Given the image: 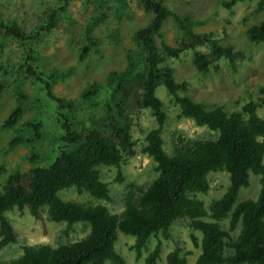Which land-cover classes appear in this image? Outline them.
I'll return each mask as SVG.
<instances>
[{
    "label": "trees",
    "instance_id": "obj_1",
    "mask_svg": "<svg viewBox=\"0 0 264 264\" xmlns=\"http://www.w3.org/2000/svg\"><path fill=\"white\" fill-rule=\"evenodd\" d=\"M71 1L38 0L40 6L34 11L36 21L29 30L22 24L24 18L18 21L14 15L5 19L0 10V51L9 39L18 41L24 48L19 61L7 65L0 62L4 75L0 78V101L12 81L18 87L14 88L12 109L0 121V137L7 130L15 134L5 140L7 147L1 155L32 140L39 142L38 138L43 136L41 131L46 127L43 119L37 122L32 116L23 121L35 101L42 102L63 130L58 136L59 152H51L46 164L37 163L38 154L32 146L29 157L32 166L8 172L1 182L0 249L18 240L7 215L14 208L27 207L36 218L45 209L51 220L65 224V233L78 223L89 230L84 237L59 245H25L21 255L0 264H105L106 261L127 264L116 249L120 234L134 238L130 248L136 259L148 251L141 264H158L163 242L158 239L147 250L150 239L160 234L169 239L172 225L182 218L189 219L188 227L192 231L201 233L200 244L198 237L191 235L201 250L194 264H264V111L259 112L264 109V84L259 88L258 99L246 102L240 111H227L221 105L208 108L188 94H180L187 90V83L177 81L175 68L168 62L192 49L193 64L200 73L208 72L210 67L218 68L223 58L236 70L237 60L243 54L231 44L222 45L212 32H199L197 28L204 21L190 13L176 12L165 0H137V5L151 17L147 24L133 31L134 45L128 49L125 68L111 71L102 81L89 80L78 98L60 96L55 86L73 75L75 67L62 70L55 65L49 67L45 57L37 54L36 45L61 19H70ZM243 1L253 0H223L222 4L232 9ZM86 2L94 4V15L88 19L74 49L79 62L99 51L103 36L93 33L97 26L104 24V33L114 41L120 37L119 26L114 30L107 23L109 15L104 9L111 6L109 0ZM115 3L112 10L120 18L128 0H115ZM263 11L264 0H257L255 12ZM28 13L29 8L24 10L25 15ZM168 19L180 31L174 44L166 41L163 32ZM247 36L254 44L264 42V18L249 25ZM201 45L208 48L199 49ZM13 68L18 73H13ZM13 74L17 77L10 81L8 76ZM28 81L33 94L23 88ZM159 85L174 97L180 107L179 117L191 118L214 136L190 138L174 131L171 135L174 149L169 154L162 137L167 115L162 99L156 95ZM38 92H45V97H39ZM145 108L152 111L156 124L146 131L141 152L155 163L156 176L145 186L127 184L124 210L120 213L110 212L102 203L63 198L59 193L74 187L95 200L112 202L110 186L101 179L100 166L116 167L115 182L125 181L122 164L137 154L132 134L133 113ZM6 169L2 162L0 178ZM216 171L228 172L229 184L219 198L206 206L197 193L209 191L208 175ZM251 174L260 177L256 198L237 201L240 189L250 185ZM227 218L229 226L224 228L221 221ZM238 226L239 231L234 234ZM167 261L186 264L187 259L174 248L168 253Z\"/></svg>",
    "mask_w": 264,
    "mask_h": 264
},
{
    "label": "rangeland",
    "instance_id": "obj_2",
    "mask_svg": "<svg viewBox=\"0 0 264 264\" xmlns=\"http://www.w3.org/2000/svg\"><path fill=\"white\" fill-rule=\"evenodd\" d=\"M223 0H165L166 4L178 13H190L196 19L204 21L197 30L199 32H212L213 37L218 39L222 45L231 44L235 51H240L243 56L237 60L236 70L231 67L229 60L223 58L218 62V68L210 67L206 73L197 71L193 64V51L188 49L181 53L179 58H170L168 62L175 68L174 76L179 82L187 83V90L180 94H188L196 101L203 102L208 108L221 105L227 111H240L242 106L250 101L257 100L260 96L259 88L264 84V42L254 44L247 36V29L252 23L258 22L264 18V11L256 13L257 0L243 1L237 3L232 9H227L222 4ZM110 7H105V12L109 15L107 23L115 30L119 26L120 37L113 40L105 32V25L97 26L94 30L95 35L103 36L97 52L85 61H78V54L75 47L80 41L88 19L94 15V4L87 3L86 0H72L68 7L70 19L63 18L57 26L36 45L37 54L45 57V63L52 67L57 66L60 70L74 66V74L68 76L65 81L59 82L55 86V92L67 98H78V95L85 90L84 86L89 80L105 79L111 71H120L127 64L128 49L133 47L131 35L133 31L147 24L151 14L146 13L137 5V0H128V7L122 11L120 18L114 15L112 5L115 6V0H109ZM40 6L38 0H0V10L2 17L5 19L12 18L16 15L17 20L21 21L27 30H29L36 21L35 13ZM29 8L28 15L24 10ZM120 19V20H118ZM102 32L104 33L102 35ZM165 39L169 44H174L176 38L180 35L176 24L172 19H168L163 27ZM74 38V39H73ZM199 49L205 50L207 45L198 46ZM24 48L18 41L9 39L7 45L0 51V62L7 65L10 61H19ZM13 73H18L13 68ZM3 75V68L0 69V78ZM17 77L13 74L8 79L13 80ZM11 83V82H10ZM31 94L33 89L29 86V81L23 85ZM17 84L12 81L3 98L0 101V121L12 109L15 101L14 94ZM39 97L44 98L45 92H38ZM156 95L163 101V108L167 118L162 131V137L165 142V149L169 154L173 153L172 132L180 131L186 137L201 138L212 137L214 134L205 126H198L191 118L179 117L180 107L174 101L163 85L156 88ZM50 104V103H49ZM42 102L35 101L28 109L23 121L34 116L37 122L45 121L39 142L32 140L30 144L19 145L7 155H1L7 145L6 139L15 135L12 131L7 130L0 137V165L4 162L6 166L5 175L0 178V186L8 172L20 168L27 170L32 166L29 157L32 155V146L38 154L36 161L38 164L47 163L49 155L58 153L61 147L58 136L63 130L59 127L57 121L53 119L51 113L45 110ZM264 109L259 112L262 114ZM90 113V112H89ZM134 125L132 129L135 140V150L137 154L129 158L122 164V173L124 180L121 183L115 182L117 168L114 166H100L101 179L109 183L112 202L105 200H95L87 192L79 193L74 187L62 190L59 194L66 199L76 201H91L95 204H105L112 213H120L124 210V195L127 184L134 182L139 185H147L155 176V163L153 160L141 152L145 144V134L149 128L155 126V118L149 108L142 109L133 113ZM132 114V115H133ZM91 115V114H90ZM86 116H89L86 114ZM32 119V120H33ZM43 119V120H42ZM36 124V123H35ZM88 126L89 123L87 122ZM36 130V129H35ZM33 135V134H32ZM26 136L30 137V134ZM53 139H49L52 138ZM40 146V147H39ZM7 151V149H6ZM48 156V158H46ZM46 158V159H45ZM209 191L207 193H197V197L203 199L206 206L219 198L226 190L229 184V173L226 171L210 172ZM260 177L251 174L250 185L243 187L239 191L237 201L246 198H256L260 189ZM10 222L15 229L18 240L16 243L0 249V262L10 260L22 254L23 247L30 244L50 243L59 245L71 242L84 237L89 228L82 224H75L67 233L64 232L65 224L51 220L45 209L40 212V217L36 218L31 215L29 209L14 208L7 213ZM207 219H210L207 217ZM188 218L177 220L171 227V236L165 239L161 234L158 237L150 239L147 250L153 248L158 239L163 242L162 250L158 258V264H168L167 255L174 248L180 250L181 255H186V264H194L200 253V247L197 246L193 239L192 233L198 237L200 244L201 233L192 231L188 227ZM224 228H228L229 219L221 221ZM240 226L233 232L236 234ZM134 238L120 234L116 242V249L125 258L127 264H141L148 251L143 252L140 259H136L135 252L131 250ZM146 250V249H144ZM105 264H111L106 261Z\"/></svg>",
    "mask_w": 264,
    "mask_h": 264
}]
</instances>
